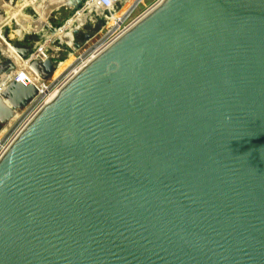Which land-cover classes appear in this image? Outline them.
Masks as SVG:
<instances>
[{"label":"water","instance_id":"1","mask_svg":"<svg viewBox=\"0 0 264 264\" xmlns=\"http://www.w3.org/2000/svg\"><path fill=\"white\" fill-rule=\"evenodd\" d=\"M0 264H264V0H164L44 106L0 160Z\"/></svg>","mask_w":264,"mask_h":264},{"label":"rangeland","instance_id":"2","mask_svg":"<svg viewBox=\"0 0 264 264\" xmlns=\"http://www.w3.org/2000/svg\"><path fill=\"white\" fill-rule=\"evenodd\" d=\"M10 1H12V4L16 7L15 9L10 10L5 8L3 11L0 10V15L5 18V22L0 26V36L3 34L6 40L2 45L7 49L12 47L14 50L26 49L30 53L32 52V56L30 55L29 58H34L37 55V61L46 56L47 59L49 57L53 59L54 66L59 64L57 67L55 66L56 69L49 78L41 74L36 75L37 68L35 65L33 66L30 64L32 67L29 69L28 59L22 64L21 68H16L15 71H13L14 73L5 74L4 72L3 74H0V98L4 101H8L7 103L12 107L11 102L8 99H5L2 94L7 92L9 85L16 83V75L25 74V83L28 81L26 76L34 78V81L36 79L35 82H32V85H34L36 89V87L40 84H43L41 82L53 79L60 73L63 74L65 71L69 72L70 70L76 68L78 59H82L83 57L86 58L88 50H90L94 44L99 42L105 36L110 27L108 24L104 23L101 13H94L93 15H90V12H86L92 9L87 3L84 9L76 14V10L72 7H66L65 2L60 0H35L36 4L29 7L26 6V2L30 0H0V4ZM82 1L84 3L87 0ZM42 2H49L51 6H55V8H52L48 19H42L39 17V11L37 10H42L43 7L39 9L41 6L39 3ZM151 2L152 0H147L144 3L143 8L134 13V15L132 10L136 7L135 5L137 3L132 5L131 10L129 9L126 17L122 18L121 22H123L124 19L125 21L134 19L141 14L151 4ZM81 14H83V16L79 19V15ZM32 21L34 24L40 25L39 29H34L31 26L30 23H33ZM69 26H71L70 29L68 28ZM54 30L55 33H53ZM75 30H78L79 32L75 34ZM88 37H90V40L87 41L86 38ZM53 40L56 41L54 45L51 46V49L47 51L46 55L45 46L47 47ZM94 41L95 43L92 46L91 43ZM88 42L90 44H88ZM89 46L92 47L88 49ZM37 48L39 49L35 55L34 52ZM78 56L80 57L78 58ZM7 57L9 56L4 54L0 49V63L3 64L1 66L4 67L7 64H11L13 61L12 57H9L12 60L11 62L7 60ZM16 58L22 61L18 55H16ZM48 82H50V80ZM36 99L37 98H32L26 104L25 108L22 109L21 114L16 113V120L13 125H0V154L3 152L4 148L7 147V141L10 136L17 131L16 128H18L20 123L19 120L24 118L25 112Z\"/></svg>","mask_w":264,"mask_h":264},{"label":"built area","instance_id":"3","mask_svg":"<svg viewBox=\"0 0 264 264\" xmlns=\"http://www.w3.org/2000/svg\"><path fill=\"white\" fill-rule=\"evenodd\" d=\"M125 1L126 0H92L91 2H92L93 7L96 10L100 11L101 16L104 20V23L108 24V23L112 22L113 20H115V19H113V18H115V13H117L122 8L123 3ZM137 1H139V0H135L134 2H137ZM163 1L164 0H153L151 2V4L142 12V14L138 18L135 17L134 19L129 20V21H125V19H124L123 22H121L118 26L111 25L110 29L105 34V36L99 42H97L94 45V46H96V45L97 46L95 48H93L94 47L93 46L90 50H88V55L86 56V58L83 57L82 59H78V64L76 65V67H77L76 71L75 70H70L69 72L65 71L58 79L53 80V81L51 80L50 82H48L49 81L48 80L46 83H44L45 91H43L40 94V96L31 104V106L25 112L24 118L19 120L20 121L19 126H18V128H16L17 131L14 134H20V132L24 128H26L27 125L30 124L31 121L38 115V113L43 109V107L48 104V103H46L48 100L46 97L49 93H52V92H55L56 94L59 93L87 64H89L97 56H99L106 49H108L111 45H113L116 41H118L122 36H124L129 30H131L138 22H140L148 14H150L155 9H157L163 3ZM129 9L131 10V8H129ZM129 9H128V11H129ZM94 13H96V12H91L90 15H93ZM53 33H55V30ZM55 41L53 40L47 47L45 46L46 55H47V51L51 49V46L54 45ZM38 49L39 48H37V50L34 52L35 55H36ZM36 56L34 58H29V56L27 57V59L29 60V62H28L29 69L32 67L31 65H33L37 61ZM7 58H8L7 59L8 61H10V62L12 61L9 57H7ZM27 59L22 60V62L25 63L27 61ZM48 59L52 63V66H53L52 73H53L59 64L57 66L55 65L56 66L55 67L53 59H51V57H49ZM12 63H14V62L12 61ZM40 63H42V62H40ZM15 69H16V65H15ZM41 70L39 69V71H38L40 74H42ZM15 80H17V81L19 80L18 83H21L22 85L27 86V84L24 83L25 74L16 75ZM12 136H10V138ZM9 139H8V141H9Z\"/></svg>","mask_w":264,"mask_h":264},{"label":"bare ground","instance_id":"4","mask_svg":"<svg viewBox=\"0 0 264 264\" xmlns=\"http://www.w3.org/2000/svg\"><path fill=\"white\" fill-rule=\"evenodd\" d=\"M60 1H64L65 2V4H67V6H68V8H70V7H72V4H73V1L74 0H60ZM92 0H87L86 2H84V6L82 7V9L80 10V11H82L83 9H84V7H85V5H86V3L87 4H89L90 6H91V10H88V11H86V12H96V13H100V11L99 10H96L94 7H93V5H92V2H91ZM135 0H126L124 3H123V6H122V8L117 12V13H115V18H113V19H115V20H113L112 22H110V23H108V25H109V27H111V25H116V26H118L120 23H121V19L122 18H125L126 17V14H127V12H128V9L129 8H131V6L132 5H134V4H136L137 2H134ZM147 0H139V2L135 5L136 7H134V9L132 10L133 11V15H134V13H136L138 10H140L141 8H143V5H144V3L146 2ZM153 1V0H152ZM35 2V3H34ZM55 3V2H54ZM34 4H36V1L35 0H30V1H28V2H26V6L27 7H29V6H32V5H34ZM47 4V3H46ZM51 5V4H50ZM10 9V10H13V9H15L16 7L14 6V4H12V1H10V2H6V3H1L0 4V10H4V9ZM80 11H78L76 14H78ZM130 13V12H129ZM142 14V13H141ZM141 14H139L138 16H137V18L141 15ZM98 15V14H97ZM83 16V14H81V15H79V19L81 18ZM40 17V16H39ZM130 19V18H129ZM128 21V20H127ZM5 22V18H4V16H2V15H0V26L3 24ZM33 22V21H32ZM31 24V26L34 28V29H36L37 28V25L36 24H34V22L33 23H30ZM71 25V24H70ZM69 29L71 28V26H69L68 27ZM5 38H4V36H3V34L0 36V49L3 51V53L4 54H7L10 58L12 57V60H13V62H14V64L16 65V68H21L22 67V64H23V62L22 61H20L18 58H16V55H18L19 56V54H18V50H14L13 49V47L12 48H9V49H7L5 46H3L2 44H4L5 43ZM96 41V40H95ZM95 41L94 42H92L91 43V45L93 46V44L95 43ZM88 44H90L89 42H88ZM95 45V44H94ZM71 46V45H70ZM92 46H89L88 47V49L89 48H91ZM97 46V45H96ZM96 46H94L93 48H95ZM79 48V47H78ZM77 53V52H76ZM32 54V52L30 53L29 52V54H28V56H30ZM79 54V53H78ZM77 54V55H78ZM80 55V54H79ZM27 56V57H28ZM81 56V55H80ZM80 56H78V58L80 57ZM26 57V58H27ZM82 57V56H81ZM21 59V58H20ZM47 60V58H46V56H44V57H42V58H40L38 61H36L37 62V64H39L40 62H45L46 60ZM79 59H81V58H79ZM22 60V59H21ZM43 60V61H42ZM2 64L0 63V74H3L4 72H5V67H3V66H1ZM35 66H37L36 64H35ZM77 68V67H76ZM76 68H74L73 70H75L76 71ZM55 71V70H54ZM23 73H25V72H23ZM9 74V73H8ZM36 75H39V73L38 72H36ZM62 74L60 73L58 76H56L55 78H53V79H48V80H56V79H58L60 76H61ZM27 78L26 79H28V81H26V83H25V81H24V83L25 84H27V85H32L33 83V81H34V78H30V77H28V76H26ZM48 80H46V81H43V82H41V83H43V84H40L38 87H36V92H37V94L35 93V95L33 96V98H38L39 96H40V94L43 92V91H45V89H44V87H45V85H44V83H46ZM19 81V80H18ZM18 81H16V83L15 84H17L18 83ZM35 81H36V79H35ZM34 81V82H35ZM37 83V82H36ZM35 84V83H34ZM37 85V84H36ZM32 86H34V85H32ZM58 94V93H57ZM55 92H52V93H49L48 95H47V102L46 103H49L56 95H57ZM0 101H2L4 104H5V106L6 107H8V108H12L7 102L8 101H4L2 98H0ZM16 113H19V114H21L22 113V109H19V110H16V112H14V118H13V120L8 124V125H13L14 124V121L16 120ZM24 130V129H23ZM22 130V131H23ZM21 131V132H22ZM20 132V133H21ZM19 136V134H14L10 139H9V141L7 142V147L6 148H4L5 150L3 151V153H1L0 154V160H1V158L4 156V154L7 152V150L11 147V145L15 142V140L17 139V137Z\"/></svg>","mask_w":264,"mask_h":264},{"label":"crops","instance_id":"5","mask_svg":"<svg viewBox=\"0 0 264 264\" xmlns=\"http://www.w3.org/2000/svg\"><path fill=\"white\" fill-rule=\"evenodd\" d=\"M41 6L39 7V9H41V7H43L42 8V10H37V11H39V16H40V18H42V19H48V17H49V15H50V13H51V11H52V8H55V6H51L50 4H49V2H47V4H46V2H42V3H39ZM66 7H68L67 6V4H66ZM43 14H42V13ZM45 23V22H44ZM39 26L40 25H37V28L39 29ZM88 41V40H87Z\"/></svg>","mask_w":264,"mask_h":264}]
</instances>
